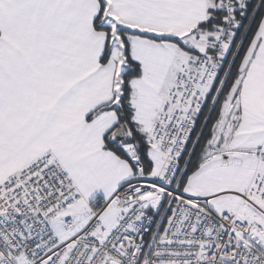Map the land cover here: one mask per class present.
I'll return each instance as SVG.
<instances>
[{"label": "snow or ice", "instance_id": "1", "mask_svg": "<svg viewBox=\"0 0 264 264\" xmlns=\"http://www.w3.org/2000/svg\"><path fill=\"white\" fill-rule=\"evenodd\" d=\"M0 264H264V0H0Z\"/></svg>", "mask_w": 264, "mask_h": 264}]
</instances>
